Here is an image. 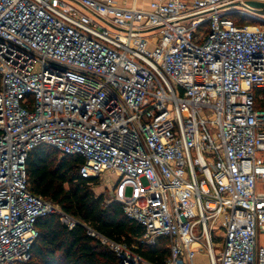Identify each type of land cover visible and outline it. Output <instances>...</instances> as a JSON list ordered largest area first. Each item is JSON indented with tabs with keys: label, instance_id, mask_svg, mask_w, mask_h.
Here are the masks:
<instances>
[{
	"label": "built area",
	"instance_id": "obj_1",
	"mask_svg": "<svg viewBox=\"0 0 264 264\" xmlns=\"http://www.w3.org/2000/svg\"><path fill=\"white\" fill-rule=\"evenodd\" d=\"M264 0H0V264L60 215L117 264H151L32 193L40 146L118 180L165 264H264ZM250 22V23H249ZM260 105H263L260 107ZM131 194H128V190Z\"/></svg>",
	"mask_w": 264,
	"mask_h": 264
},
{
	"label": "trees",
	"instance_id": "obj_2",
	"mask_svg": "<svg viewBox=\"0 0 264 264\" xmlns=\"http://www.w3.org/2000/svg\"><path fill=\"white\" fill-rule=\"evenodd\" d=\"M59 155L49 146H40L31 153L28 175L32 193L111 241L125 243L149 263L165 264L169 257L168 241L161 240L155 246L141 244L144 228L129 220L120 204H107L103 196L97 197L90 191L97 178L80 177L83 161L69 156L58 159ZM36 228L38 238L33 244L31 258L24 264L118 263L114 253L89 236L82 225L69 229L57 213L40 218Z\"/></svg>",
	"mask_w": 264,
	"mask_h": 264
},
{
	"label": "rangeland",
	"instance_id": "obj_3",
	"mask_svg": "<svg viewBox=\"0 0 264 264\" xmlns=\"http://www.w3.org/2000/svg\"><path fill=\"white\" fill-rule=\"evenodd\" d=\"M62 156L59 155L58 159H60ZM118 179L109 173L104 174L103 176L99 177L97 182L92 184L90 186V191L97 197L103 196L105 203L109 204L112 201V186ZM128 194H131V190H128ZM164 239H158L156 241V245L159 244V242H162ZM145 246H148V244H144ZM200 264H205L204 259L198 260Z\"/></svg>",
	"mask_w": 264,
	"mask_h": 264
},
{
	"label": "crops",
	"instance_id": "obj_4",
	"mask_svg": "<svg viewBox=\"0 0 264 264\" xmlns=\"http://www.w3.org/2000/svg\"><path fill=\"white\" fill-rule=\"evenodd\" d=\"M119 6L122 7H147L149 0H115Z\"/></svg>",
	"mask_w": 264,
	"mask_h": 264
},
{
	"label": "water",
	"instance_id": "obj_5",
	"mask_svg": "<svg viewBox=\"0 0 264 264\" xmlns=\"http://www.w3.org/2000/svg\"><path fill=\"white\" fill-rule=\"evenodd\" d=\"M249 5L253 8L260 9L261 13L264 14V4L259 2H249Z\"/></svg>",
	"mask_w": 264,
	"mask_h": 264
}]
</instances>
